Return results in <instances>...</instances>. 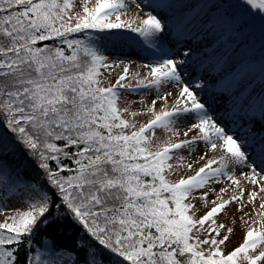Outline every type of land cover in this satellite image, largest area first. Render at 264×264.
Instances as JSON below:
<instances>
[{"label": "snow or ice", "instance_id": "6c2138e0", "mask_svg": "<svg viewBox=\"0 0 264 264\" xmlns=\"http://www.w3.org/2000/svg\"><path fill=\"white\" fill-rule=\"evenodd\" d=\"M133 4L172 7L79 0L77 10L76 0H0V264H264V135L211 115L204 84L185 79L191 50L166 47L170 26L153 12L130 14ZM210 11L238 38L236 77L258 66L264 78V0H212ZM252 33L261 39L259 59L244 44ZM118 38L145 50L143 72L109 63L101 42ZM117 68L105 86V73ZM122 93L140 94L141 108L121 107ZM257 102L264 128V93L239 101ZM142 114L151 118L137 125ZM182 167L192 174L171 179ZM232 204L245 232L225 251L234 227L220 216ZM50 227L79 228L77 251L57 250L47 236L36 248L34 237Z\"/></svg>", "mask_w": 264, "mask_h": 264}, {"label": "rangeland", "instance_id": "374dc122", "mask_svg": "<svg viewBox=\"0 0 264 264\" xmlns=\"http://www.w3.org/2000/svg\"><path fill=\"white\" fill-rule=\"evenodd\" d=\"M136 2L145 5H172L170 8L142 7L141 10H135V5L133 4L130 14H138L141 17L147 12L157 14L164 20L166 25L170 26V30H166L165 46L173 50L178 49L180 53L185 50H191L194 59L190 58L191 62L187 65L189 75L185 79L195 78V80L204 84V89L200 95L207 102L206 107L209 109V113L217 117L226 127L240 128L241 131L251 129L253 134L264 135V128L261 127L260 123L261 110L258 102L244 107H241L239 103L241 97L247 98L249 95L252 96L253 100H258L259 94L264 93V78H262L258 66L251 72L241 73L239 77H236L237 67H233V65H239L240 57L238 53L240 49L237 48L233 52L235 45H230L229 42L235 36L231 35L230 32H221V29L227 25L225 21L222 28L215 26L217 25L216 19L213 20L214 23L209 21L212 12H214L210 11L211 4L207 6L196 5L197 0H136ZM76 3L78 10L79 0H76ZM133 35L130 33V35L124 36L132 37ZM243 46L241 45V47ZM101 50L109 58V63L113 61L131 62L132 71L140 70L143 72L144 70L138 66L149 62V57L145 50L132 39L118 38L102 41ZM121 71L122 69L120 68L114 69L110 76L105 73V85L114 83ZM169 91L175 93L177 91L176 85H172ZM141 98L138 93H123L121 94L120 106L125 107L128 106V102L135 101L136 103L131 105L132 108L134 110L140 109L139 101ZM143 99L146 104H150L155 99V92H149ZM168 103L171 105L172 98L169 99ZM161 106L162 102H158L156 105L157 110ZM150 118L149 114H142L135 119L137 125H139L140 123H146ZM242 125L243 127H241ZM156 137L159 141H164L166 134L162 130L157 129ZM200 150L207 151L203 145L200 146ZM181 154L186 155V152H181ZM209 155H212V153H209ZM216 155H219V153L217 152ZM196 159L197 157L193 156L188 162ZM199 166L200 164H194V168ZM191 174L192 172L188 171L187 168L182 167L177 169L176 173L170 178L175 180L179 179L180 176ZM223 186H225L223 182L214 185L217 191ZM213 198V196H209V202ZM194 203L199 209L197 215H203L207 211V207L199 199L195 200ZM10 206L15 208L18 205L11 203ZM210 206L211 204L209 203L208 207ZM235 209L236 205L232 204L228 208L227 218L223 215L220 216L221 221L225 222L229 227H234V233L227 242L225 251H231L238 246L242 242L245 232L239 219L241 213L236 212ZM245 211L253 214L252 206L249 205L245 208ZM3 219L4 216L0 215V222ZM233 219H235L234 225L231 222Z\"/></svg>", "mask_w": 264, "mask_h": 264}, {"label": "trees", "instance_id": "16d2710c", "mask_svg": "<svg viewBox=\"0 0 264 264\" xmlns=\"http://www.w3.org/2000/svg\"><path fill=\"white\" fill-rule=\"evenodd\" d=\"M211 3H212V0H197L196 5L207 6V5H210ZM215 19L217 20V25L215 26H217L218 28H222L224 26L223 18L219 14L212 12V16L209 18V21L211 23H214L213 20ZM114 31H121L123 32L124 35H130V32H127L126 30H114ZM221 32L223 33L230 32L228 25L224 26V28L221 29ZM243 39H244V44L247 45V50L249 52V55H251L255 59H259L260 54H261V49H260L261 39H260L259 34L252 33ZM237 42H238V38L234 37L232 41L229 43L230 45H235ZM79 231H80L79 228H76L70 231L68 227L63 228L61 231H56L54 227H50L47 230H40L38 234L34 237L33 243L36 248H42L41 237L47 236L49 237V239L46 240L44 243L46 244L54 243L57 247V250L66 249L70 252H76L77 251V238H78ZM77 254L80 256L82 260L83 252L80 251Z\"/></svg>", "mask_w": 264, "mask_h": 264}]
</instances>
